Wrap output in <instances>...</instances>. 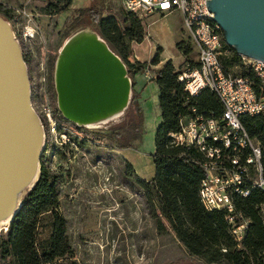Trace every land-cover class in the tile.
Listing matches in <instances>:
<instances>
[{
    "label": "rangeland",
    "instance_id": "obj_1",
    "mask_svg": "<svg viewBox=\"0 0 264 264\" xmlns=\"http://www.w3.org/2000/svg\"><path fill=\"white\" fill-rule=\"evenodd\" d=\"M46 1L0 0L9 8L0 15L12 27L22 49L32 106L44 128L40 165L43 161L57 176V210L65 218L70 244L69 254L58 261L78 264H209L187 251L157 206L154 217L147 191L137 184L135 174L121 155L129 157L141 177L149 178L154 173L151 153L156 125L150 108L144 109V133L140 142L131 141L130 147L122 149L109 129L124 119L126 109L100 124L80 126L57 113L55 62L63 44L71 36L69 19L72 10L89 2L72 3L61 13H46ZM98 4L104 17L118 14L121 8L117 0H99ZM155 15L160 16L159 13ZM145 20L142 19V23ZM178 20V15L162 19L155 31L148 35V41L162 47V56L173 59L171 62L175 68L185 60L196 62L195 45L190 38L184 41L182 50L173 44L170 26L176 25ZM86 30L93 31L91 25ZM186 49L189 51L184 54ZM224 54L227 53L222 52ZM129 60L131 63L136 61L132 56ZM146 69L153 70L149 66ZM132 75L133 72L128 73L130 80ZM133 93L138 95L139 103V94L132 88L131 95ZM48 109L54 116V125L47 120ZM51 225V213L42 214L37 227L39 243L49 237ZM7 228L8 225L0 227V239ZM0 264L7 263L0 260Z\"/></svg>",
    "mask_w": 264,
    "mask_h": 264
},
{
    "label": "trees",
    "instance_id": "obj_2",
    "mask_svg": "<svg viewBox=\"0 0 264 264\" xmlns=\"http://www.w3.org/2000/svg\"><path fill=\"white\" fill-rule=\"evenodd\" d=\"M88 2L72 10L69 36L91 25L92 30L122 59L128 73L159 62L160 47L150 63H131L129 60L132 56L131 43L140 42L144 37L142 19L122 6L118 14L104 17L99 0ZM71 4L72 0H47L44 11L61 13L68 10ZM8 11L9 8L0 3V12ZM183 43V40L177 42L176 48L182 50ZM188 51L186 49L183 53ZM222 52L227 53L220 56L224 71L251 78L258 96L264 99V89L252 71L242 64L241 56L224 42ZM154 73L161 119L151 155L154 176L143 180L135 175L137 184L147 191L154 217L157 206L187 251L209 264H264V190L252 188L246 197H233L235 212L248 220L245 235L237 246L230 234L226 211L206 210L200 203L199 184L205 174L200 165L203 155L193 146L177 145L173 141L172 134L180 129V118L191 114L193 108L205 116L221 115L222 106L216 94L205 88L197 95L189 96L170 60ZM240 123L248 135L260 143L264 178V115H242ZM109 130L120 149L128 148L131 141L142 138L143 112L136 93L130 97L124 119ZM126 165L134 173L131 164L127 162ZM56 179L57 176L42 161L36 183L24 194L19 211L0 239V260L7 264H78L75 261H58L69 254L70 244L65 218L57 210ZM47 212L52 216L51 232L45 241L39 243V218Z\"/></svg>",
    "mask_w": 264,
    "mask_h": 264
},
{
    "label": "water",
    "instance_id": "obj_3",
    "mask_svg": "<svg viewBox=\"0 0 264 264\" xmlns=\"http://www.w3.org/2000/svg\"><path fill=\"white\" fill-rule=\"evenodd\" d=\"M223 42L245 58L264 62V0H209ZM57 108L79 125L123 112L132 83L122 59L96 32L80 30L63 44L54 68ZM44 129L31 102L22 49L0 15V222L19 211L40 172Z\"/></svg>",
    "mask_w": 264,
    "mask_h": 264
},
{
    "label": "built area",
    "instance_id": "obj_4",
    "mask_svg": "<svg viewBox=\"0 0 264 264\" xmlns=\"http://www.w3.org/2000/svg\"><path fill=\"white\" fill-rule=\"evenodd\" d=\"M208 1L120 0L126 11L140 19L174 10L181 14L184 30L195 45L196 62H182L176 68L178 79L189 96L205 88L214 92L222 112L219 117L205 116L193 108L191 114L180 118V129L172 134L173 141L177 145L193 146L203 155L200 165L205 174L199 184L200 203L206 210L226 211L230 234L240 244L248 220L235 212L233 197H246L252 188L264 190L260 143L245 131L240 116L264 115V99L258 96L251 78L224 71L220 60L222 32L208 10ZM241 60L264 89V62L245 57ZM56 111L61 114L58 108ZM46 117L54 125L49 109Z\"/></svg>",
    "mask_w": 264,
    "mask_h": 264
},
{
    "label": "crops",
    "instance_id": "obj_5",
    "mask_svg": "<svg viewBox=\"0 0 264 264\" xmlns=\"http://www.w3.org/2000/svg\"><path fill=\"white\" fill-rule=\"evenodd\" d=\"M76 1V2H75ZM84 0H72V3H82ZM88 1V0H87ZM120 1V0H117ZM121 3V2H120ZM122 6V5H121ZM157 13H154L152 15H149L145 22H143V28H144V37L142 41L140 42H135L133 41L131 43V50H132V57L136 59L138 62H147L150 63V61L153 59L157 52V48H161L162 52V47L158 44H156L153 41H148V35L151 34L153 31H155V28L157 26V23L162 21V19H167L169 16L172 15H178L179 20L176 25L170 26V36L173 38V44L176 48L177 42L183 40L185 41L188 38V35L186 31L184 30L183 24H182V17L181 14L174 10L168 14H160V16L155 15ZM160 52L159 55V62L156 65H150L149 67L153 70H145V67L133 71L131 83H132V88L139 94V103L143 111V130H144V109L145 108H150L151 113L153 116V122L156 125L155 127V132L156 129L160 123V109L158 106V86L155 81H153L155 77L154 70L162 68V66L168 61V60H173L172 58L167 59L166 57L162 56V53ZM131 88V89H132ZM158 107V110L157 108ZM155 136V135H154ZM139 143L140 140H137ZM154 152V149H153ZM151 153V155L153 154ZM124 160H126L128 163L131 164L133 167V164L131 163L130 159L128 156L125 154H121ZM131 155V154H130ZM152 159V158H151ZM153 163V162H152ZM134 169L135 175L143 180H150L153 176L154 173L149 177V178H143L141 177L137 171Z\"/></svg>",
    "mask_w": 264,
    "mask_h": 264
},
{
    "label": "bare ground",
    "instance_id": "obj_6",
    "mask_svg": "<svg viewBox=\"0 0 264 264\" xmlns=\"http://www.w3.org/2000/svg\"><path fill=\"white\" fill-rule=\"evenodd\" d=\"M86 31H89V30H86ZM66 41H67V40H66ZM66 41H65V42H66ZM99 124H100V123H99ZM8 221H9V220L1 221V222H0V227H1V226H6V225H8ZM3 228H4V227H3Z\"/></svg>",
    "mask_w": 264,
    "mask_h": 264
}]
</instances>
